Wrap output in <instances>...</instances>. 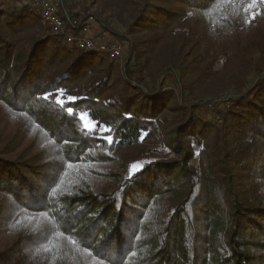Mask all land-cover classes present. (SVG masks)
<instances>
[{"label": "trees", "instance_id": "obj_1", "mask_svg": "<svg viewBox=\"0 0 264 264\" xmlns=\"http://www.w3.org/2000/svg\"><path fill=\"white\" fill-rule=\"evenodd\" d=\"M113 1L0 0V264H264V0Z\"/></svg>", "mask_w": 264, "mask_h": 264}, {"label": "built area", "instance_id": "obj_2", "mask_svg": "<svg viewBox=\"0 0 264 264\" xmlns=\"http://www.w3.org/2000/svg\"><path fill=\"white\" fill-rule=\"evenodd\" d=\"M28 3L37 10L49 30L64 36L69 44L75 45L79 49L103 52L113 60H117L124 55L125 45L122 42L96 39L89 35V27L85 24L77 33L75 31L76 26L79 25L77 20L74 21L73 25H68L59 13L63 0H28Z\"/></svg>", "mask_w": 264, "mask_h": 264}, {"label": "rangeland", "instance_id": "obj_3", "mask_svg": "<svg viewBox=\"0 0 264 264\" xmlns=\"http://www.w3.org/2000/svg\"><path fill=\"white\" fill-rule=\"evenodd\" d=\"M26 1L28 2V0ZM110 1L113 0H90L86 9H84L83 7H80L79 9V12L83 14L82 17L88 16V18L85 20V25L89 27V35L93 36L96 39L100 38V40H118L110 32L105 31L103 26H101V21L105 22L108 26H112L119 32H125L127 29L126 24L120 22L115 16L118 12L120 14L122 13L124 20L127 22L129 20L127 12L123 13L120 8H116V6L113 5ZM19 4H21V2ZM131 36L132 35H130V37ZM123 44L125 45L124 55L121 58L115 60L119 66L115 70V73H119L121 66L125 63L127 57L129 56V43L125 41V43ZM252 77L253 76L251 75L250 78L252 79ZM214 111H216V109L211 108V105H208V107H204L203 115L207 117H214L216 115ZM88 123V125H92L90 122ZM16 124L18 125V123Z\"/></svg>", "mask_w": 264, "mask_h": 264}, {"label": "snow or ice", "instance_id": "obj_4", "mask_svg": "<svg viewBox=\"0 0 264 264\" xmlns=\"http://www.w3.org/2000/svg\"><path fill=\"white\" fill-rule=\"evenodd\" d=\"M70 99H72V98H70ZM108 139H111V137H109Z\"/></svg>", "mask_w": 264, "mask_h": 264}]
</instances>
